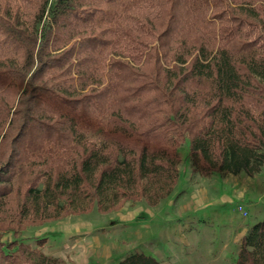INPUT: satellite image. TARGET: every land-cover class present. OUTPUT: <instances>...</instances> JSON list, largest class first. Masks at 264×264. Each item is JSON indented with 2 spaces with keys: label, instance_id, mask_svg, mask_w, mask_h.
<instances>
[{
  "label": "trees",
  "instance_id": "trees-1",
  "mask_svg": "<svg viewBox=\"0 0 264 264\" xmlns=\"http://www.w3.org/2000/svg\"><path fill=\"white\" fill-rule=\"evenodd\" d=\"M186 140L202 177L264 165V0H0V229L155 206ZM234 264H264V217Z\"/></svg>",
  "mask_w": 264,
  "mask_h": 264
},
{
  "label": "crops",
  "instance_id": "crops-1",
  "mask_svg": "<svg viewBox=\"0 0 264 264\" xmlns=\"http://www.w3.org/2000/svg\"><path fill=\"white\" fill-rule=\"evenodd\" d=\"M225 177L232 179L241 176ZM235 188L236 184L232 191ZM177 189L178 185L175 195H170L169 200H162L152 207L126 204L106 214L94 211L92 220L85 218L73 222L45 223L38 233L20 234V238H33L31 242L22 241L31 246L36 240L44 239L40 249L42 254L61 259V264H116L136 249L152 256L158 264H234L241 239L253 224L242 222L227 228L223 234H192L190 211L197 208L204 210L217 203L224 204L233 198L222 193L217 195L214 190L200 194L189 191L188 196L178 197ZM247 191L243 187L236 191L234 197L245 201ZM165 207H170L171 213L165 214ZM256 217L263 219L264 210L258 211ZM169 219L175 223L167 229ZM184 230L187 234H181ZM214 241H217L215 249L211 247Z\"/></svg>",
  "mask_w": 264,
  "mask_h": 264
},
{
  "label": "rangeland",
  "instance_id": "rangeland-1",
  "mask_svg": "<svg viewBox=\"0 0 264 264\" xmlns=\"http://www.w3.org/2000/svg\"><path fill=\"white\" fill-rule=\"evenodd\" d=\"M178 155L180 157V162L177 167L178 169L177 182L174 188L172 189L171 193L162 200H166V199L169 200L168 197H170V195L171 196L175 195L174 191H175L176 185L179 186V189L176 190V191H179L178 197L182 195H185V197L188 196L187 193L189 191L193 192L194 194L196 193L200 194L203 191L214 190L217 192V195L222 193V194H225L233 198L230 202H226L224 204L217 203V204L207 207L204 210L197 208L196 211H190L188 215L192 217V221H193V223H191V227L193 228L192 234H223L227 228L232 227L234 225L237 226L242 222L254 224L262 220V219L258 220V217L256 216L258 215V211L262 212L264 210V165L262 166L258 174L254 175L253 177H249V178H246L248 176L244 174H240L241 177H234L232 179H228V177L220 176L217 174H212L209 177H202L198 174L192 173L191 171L190 159L188 157V141L187 140L178 148ZM178 180L180 183H178ZM234 184H236V188H235L236 190L232 191ZM181 185L184 186L183 189L180 188ZM243 187L248 190L245 201L236 199L234 197L236 195V191L240 190ZM175 198H177V196L174 197V199ZM126 204L129 206H135V205L136 206H143V205L148 206L143 200L125 201L124 203H122V205L119 206L118 209H120L122 206ZM118 209H115L113 211H116ZM94 211H96L95 208H93L92 211H90L89 213L69 214L61 219L54 220V221H48L45 223L55 224L58 222H62L64 220L73 222V221H78L79 219H85V218L87 220L88 219L92 220L91 217H95ZM163 211L165 212V214H169L171 213V208L165 207ZM174 223H175L174 220H170V219L167 220L166 222L167 229H170ZM43 224L23 225L22 227L16 229V231H13L12 229L9 230V229L1 228L0 229V242L4 244H8L16 240L20 243H23L24 245H27L32 250L42 253L40 249L43 246L44 242L43 244H40L39 241L40 240L44 241V239L36 240V242L35 243L33 242L31 246V244L25 243L22 241L31 242L33 238H20V234H36L38 233L39 228ZM168 234L170 233L168 232ZM181 234H187V233L184 230L183 232H181ZM201 239H202V236H201ZM200 243H202V240H200ZM147 245L149 246V244ZM147 245H145V249L147 248ZM216 245H217V241H214V243L211 244V247L215 249ZM4 250L5 252H8L7 249H4ZM134 251L142 252L139 249L133 250L132 252ZM9 252H14V249H11ZM48 258L54 259L56 261L55 264L62 263L61 259L57 257L53 258L49 256ZM24 264H30V263H24Z\"/></svg>",
  "mask_w": 264,
  "mask_h": 264
}]
</instances>
